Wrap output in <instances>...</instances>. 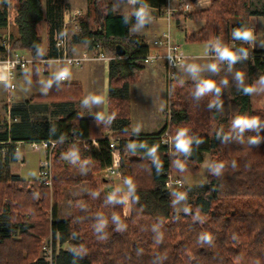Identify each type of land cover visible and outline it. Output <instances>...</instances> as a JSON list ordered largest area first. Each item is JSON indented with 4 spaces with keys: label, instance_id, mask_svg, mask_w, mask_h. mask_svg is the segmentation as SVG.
<instances>
[{
    "label": "trees",
    "instance_id": "1",
    "mask_svg": "<svg viewBox=\"0 0 264 264\" xmlns=\"http://www.w3.org/2000/svg\"><path fill=\"white\" fill-rule=\"evenodd\" d=\"M135 1L134 15L123 17L114 14L111 0H88V16L100 13L94 18L98 28L82 22L89 48L98 43L117 57L112 62L130 67L129 73L110 79L109 116L97 119L74 112L56 123L53 135L47 124L16 125L10 134L14 143H40L52 137L58 144L51 155L52 192L39 179L26 181L0 166V264H264V110H253L252 91H244L264 77V50L251 49L249 41L231 34L238 57L228 64L214 63L215 87L197 95L201 83L172 81L165 127L155 134L134 135L123 89L135 80L151 50L130 29L148 22L141 6L168 5V0ZM199 1L170 0L178 16ZM61 13L53 0H0V59L6 53L1 43L7 38L12 50L29 52L34 59L57 56L54 35L62 29ZM254 15L264 12L252 11L250 0H211L208 10L189 15L205 21V26L186 41L207 42L213 48L224 24L230 33L237 28L251 31ZM43 22L50 25L53 46L46 56L39 33ZM117 45L126 50L123 58H118ZM33 66L37 78L41 66ZM115 81L122 86L115 89ZM82 95L80 84H57L42 98L77 100ZM237 118L255 122L234 124ZM110 131H117L112 137L120 138L121 174L131 186L129 216L124 197L99 175L112 165L106 139ZM181 131L190 138L189 154L178 157L162 138L167 132L177 140ZM10 135H0V154L13 144L7 143ZM92 138L101 140L99 148H80V140ZM74 146L79 158L66 162L65 154ZM208 154L211 164L200 195L203 214L189 203L188 213L177 215L173 198L183 192L166 188L169 176L180 180L197 174ZM84 182L89 184L88 193L72 201L69 216L60 217L65 190ZM50 234L59 235L61 243L73 241L76 249L59 250L46 260L40 252Z\"/></svg>",
    "mask_w": 264,
    "mask_h": 264
},
{
    "label": "crops",
    "instance_id": "2",
    "mask_svg": "<svg viewBox=\"0 0 264 264\" xmlns=\"http://www.w3.org/2000/svg\"><path fill=\"white\" fill-rule=\"evenodd\" d=\"M53 1L55 2V0ZM250 1H251L252 11L259 13L264 12V0L256 1V9H253L254 8L253 0ZM76 2L81 5L82 10L84 9V7H86L87 12L89 11L88 0H76ZM210 2L211 0H201L195 4L189 5L190 11L188 13H183L182 16H178L177 15L178 12H176V14L174 15L175 17L174 16L172 17L173 19H177V22L183 20L186 25H189L191 27L190 29L185 30L184 41L186 43L173 42V40H171L173 44H177L178 46H180L181 52L186 57L182 68H180V70L176 74L175 81L193 82V83L202 84L203 82L209 80L210 78H213L215 75V70H213L210 67V65L214 64L215 62L223 61L221 59L216 60L210 57L213 48L209 43L203 42L209 45L208 47L209 49L207 53H201V52H196L197 51L196 47L193 46L199 43L186 41V38L188 36L198 33L205 26V21L191 19L189 15L197 14L202 11L208 10L210 8ZM124 3L125 4H123L122 7L121 6L117 7L118 10L116 9L115 6L113 7L114 14L116 16H123V17L134 15L135 5L137 4V1L133 0ZM172 6L174 7L175 10H177L173 5V3H171V7ZM119 8L123 10V14L119 12ZM64 9L65 8L61 9L62 28L68 23L70 30L71 29L73 30L72 24H70L69 22V17L72 13H74L77 10L68 12ZM140 11L143 16L147 17L148 22L145 26L132 27L130 29V34L132 36L141 38L145 42V44L149 46L151 53H156V52L163 53L165 51V47L156 46L154 45V42L163 41L164 40L163 35L165 33H169V31L168 32H166L165 30L162 31L161 29H159L158 25L155 26L154 28L153 24L158 22V20H160L162 17L163 18L166 17L168 20L171 19L167 16L166 8L159 9V8L141 6ZM82 12H83L82 14L85 15V12L84 11ZM78 19L80 21L82 32L81 33L78 32L77 34H74L72 36V53L74 55H79L82 52L89 49L88 43L84 38V28L82 25V22L84 21V16H80ZM250 21H251L250 30L252 33V39L248 42V44L251 47V49L264 50V16L254 15L251 17ZM85 22H87V20H85ZM41 25L44 28V32L43 33L39 32V33L43 40V48H44L43 53L46 56L52 54L53 52V46L50 38V25L47 22H43ZM231 33L228 32L230 40L229 43L227 44V46H229L230 48L234 47L236 44V42L232 38ZM224 34L225 33L221 30L220 35L214 37V41L218 40L220 44V41H222ZM170 39H171V35H170ZM76 45L82 47L79 54H76L73 51V46ZM221 45H223L222 42ZM22 52L24 53L25 56L31 57L29 52L26 51H22ZM91 63H97V62H91ZM66 65H67L66 63H52L47 68L46 72L45 73L40 72V75L37 78L34 76V69H33L34 66H29L26 69L18 70L15 74L14 79L10 82L4 81L5 79H3V77L5 76V73L2 69H0V135H4L5 133L10 135L13 132V129L16 125H26L33 127L34 125H40V124H47L49 127L50 135H53L55 132L54 129L56 127V123L60 120L65 119L68 115L74 112H80L84 117L97 118V119L107 118L109 116L108 97L111 90L110 79L112 76L118 77V74L120 73L121 74L129 73L130 72L129 65L122 61L106 62L103 63V65L99 66L101 68H97V70L100 71L101 69L102 72H104V79H105V95L104 98L102 99L103 101L102 106L99 105V108L96 106V104H94L95 97L93 98L92 95L88 96L86 92V84L91 83L94 79L93 77L94 73H96L97 75V73L99 72L94 71V69L92 68L90 70V73L93 76H90L88 78L87 73H84L83 75L71 74L63 67ZM67 67L70 66L67 65ZM70 68H74V67H70ZM62 73H65L67 75L66 81L61 80ZM135 76L136 77L134 81H131L128 85H125L124 89L122 88L124 90V93L126 91V98L130 102V116L134 113L136 106L134 97H132L130 93V89H131L130 87L136 86V88L138 87L141 88V83L143 80H145L146 82L145 84L147 86L152 85V88L162 93L163 97L165 95V102L162 107L161 115L159 118V124L161 127L160 131H161L166 125L164 111L168 107V103L166 99V88L168 84H167L165 65L163 62L148 64V65L143 64V67L136 72ZM258 82L260 83V85H258L259 84ZM2 84L6 85L5 89L3 88ZM12 84L15 86L14 89L10 88ZM57 84H80L83 88V95L80 99L77 100H57V99L47 100L42 98L48 95L51 86ZM252 89L253 91L250 94L251 106L253 110H256L254 107V103H255L254 99L258 98L257 96L260 95H262V98L264 99V77H261L257 82H255L253 84ZM118 91H120V89ZM149 116H151V114H149L148 117ZM108 134L117 135V131H110ZM132 134L151 135L144 133L142 134L132 133ZM48 141H57V140L50 137ZM174 141L178 145V141L175 139ZM9 142L11 143L13 142L11 135L9 136L7 143ZM28 144L29 142L17 141L15 143L13 142L12 145L9 144L8 146L4 147L8 149V151L0 154V166L1 168L4 169L3 172L8 171L12 175L23 179L21 174H23V168L25 165L24 161L26 156L25 153L23 154V156L20 153L22 152V149L24 147H28L30 150H32ZM19 145L20 148L16 150V147ZM73 148H75V146ZM38 151L43 152L45 154V157L42 161L41 160L39 161L40 163L36 173L37 175L36 179H39V173L42 169V164L47 158V151L45 149L41 148ZM186 152H187L186 155H188L189 154L188 148ZM20 161L21 164L17 168V166L15 165ZM205 163L206 160L203 164ZM122 179L123 181L122 182L119 181V183L117 182L116 187H114V189L116 190L117 193L121 194L124 197L126 203L125 213L126 215L129 216L131 211V201H130L131 186L129 183L126 182L124 178ZM182 180L184 181L183 178ZM110 184L112 185L111 182Z\"/></svg>",
    "mask_w": 264,
    "mask_h": 264
},
{
    "label": "rangeland",
    "instance_id": "3",
    "mask_svg": "<svg viewBox=\"0 0 264 264\" xmlns=\"http://www.w3.org/2000/svg\"><path fill=\"white\" fill-rule=\"evenodd\" d=\"M256 1L258 0H253V9H256ZM56 4L61 8H65L64 10L71 12L73 10H81L85 12L84 16V21L87 20L89 25L91 26V29L98 28L97 23L94 22V18H99L100 13L98 10L91 16H88L87 8L84 7L82 10L81 5L76 2V0H55ZM111 3L113 7L115 6L116 9L118 6H121L125 4L121 0H111ZM174 5V4H173ZM172 8H174L172 6ZM258 8V7H257ZM79 10V11H80ZM118 10V9H117ZM119 12L123 14V10L119 8ZM83 13V12H82ZM96 16V17H95ZM175 17V16H174ZM89 20V21H88ZM159 27L162 31H166L170 33L171 35V40L173 42H179V43H186L184 41L185 37V30L190 29L191 27L189 25H186L184 21L177 22V19L171 18L168 20L166 17L161 18L158 20V22L153 24V27L155 26ZM42 26V25H41ZM39 27V32L43 33L44 28ZM82 30V28H81ZM225 34L220 41L223 43V45H227L229 43V34H228V28L227 25L224 24L222 29H221ZM42 31V32H41ZM80 31L79 33H81ZM78 33V32H77ZM74 32L72 29L70 30V35L73 36L74 34H77ZM196 47V52H201V53H207L208 52V47L209 45L207 43H199L197 45H193ZM192 47V48H194ZM82 47L79 46H73V51L76 54H79L81 51ZM103 63L106 62H97V63H88L85 64L82 68H70L66 66H63L68 72L74 75H83L84 73H87L88 78L90 76H93L90 73V70L93 68L94 71H97L99 73H94V79L91 83L86 84V92L87 95L90 96L92 95L94 99V104L99 108V105L102 106V99L104 98L105 95V79H104V72L100 69L97 70V68H101L99 66L103 65ZM210 78L209 80H211ZM175 80L173 81L174 84ZM261 82V81H259ZM258 82V83H259ZM145 80L142 81L141 83V88L138 87H130V93L132 97H134L135 101V111L134 113L130 116V123H129V130L131 133H137V134H154L160 131L161 127L159 124V118L161 115L162 107L165 102V95L163 97L162 93L158 92L156 89L152 88V85L147 86L145 84ZM120 85L122 86L121 81H115L114 82V88L118 89L120 88ZM149 85V84H148ZM260 85V83L258 84ZM3 88L5 89L6 85L2 84ZM149 87V88H147ZM129 88V86H128ZM169 86L167 85L166 88V99L168 103V98H169ZM126 96V91L124 93ZM258 98H255L254 101V107L256 110H264V99L262 98V95L257 96ZM92 98V99H93ZM93 102V101H92ZM151 114V116L148 117V115ZM151 117V118H150ZM166 119V118H165ZM109 135H115V134H109ZM171 137V136H170ZM117 138V137H115ZM120 139V138H119ZM176 140V139H175ZM171 150L175 156L178 157H183L186 155V150L181 149L177 146V143L174 141V138L171 137ZM41 149V148H39ZM39 149H36L33 151L30 150L28 147H24L22 149V152L20 153L22 156L25 153V165L23 168V174H21L22 178L26 181H32L36 180L37 178V170L39 167V161L43 160L45 157V154L43 152L38 151ZM77 147L73 149H69L67 151L71 152V155L69 157L65 156L64 159L66 162H73L75 163L78 158V151ZM184 150V151H183ZM66 155V154H65ZM67 157V159H66ZM21 161L19 163H16L15 166L17 168L20 166ZM211 164V156L208 154L206 157V163L202 164L200 171L197 174H190L184 177V181L180 178L181 181H183V186L178 189L179 193L182 191L183 194L180 195H175L173 198V207H174V212L177 215H183L188 213V205L189 203H193L196 206L197 212L202 215L204 212V206L201 204V192L204 190V187L206 185V179L208 175V170L209 166ZM123 178V176H122ZM107 180V179H106ZM123 179L120 180L122 182ZM119 183V182H118ZM113 187H116V185H113ZM176 188V187H175ZM173 189L172 191H176V189ZM89 185L87 182L82 183L80 186H73L65 190L64 192V197L61 203H59L58 209H59V216L60 217H67L72 211V201L75 198L82 197L88 193ZM52 192V189H50ZM116 191V190H115ZM177 191V192H178ZM53 204H51L52 207ZM191 209V208H190ZM51 214V210H50ZM128 216V215H127ZM42 245H44L46 248H43V250L40 252V256L45 258L46 260L51 256L54 255V252H59V250H66V251H74L76 249L75 244L73 241H67L65 243H61L59 235L54 236L50 234L48 237L44 238L42 241ZM53 245V246H51ZM52 259L50 258L49 261Z\"/></svg>",
    "mask_w": 264,
    "mask_h": 264
},
{
    "label": "built area",
    "instance_id": "4",
    "mask_svg": "<svg viewBox=\"0 0 264 264\" xmlns=\"http://www.w3.org/2000/svg\"><path fill=\"white\" fill-rule=\"evenodd\" d=\"M190 11V6L188 5L183 12L188 13ZM166 13L169 18H172L176 14V10L171 7V2L168 0V5L166 7ZM82 16V12L77 10L72 13L69 17V22L72 24V28L74 32L81 31V25L79 21V17ZM164 40L161 42L155 41L154 45L156 46H164L165 51L163 53L156 52L150 53L143 58V64H155L159 62H163L166 68V76H167V84L170 87L172 81L176 79V74L182 68L185 62V55L181 52L180 46L177 44H173L170 39V34L165 33ZM218 40H215L212 54L210 57L212 59H221L223 62L228 64V58H221L217 47L219 46ZM1 46L5 48L6 53L3 60H0V69H2L5 73L3 79L4 81L10 82L14 79L15 74L20 69H26L29 66H33L39 64L41 66V73H45L47 68L52 63H66L70 67L81 68L87 63L91 62H112L117 59V57L109 56L106 50L98 43H95L91 48L82 52L79 55H74L72 53V36L70 35V28L67 23L59 32H56L54 35V48L57 52V56L49 57V58H41L34 59L33 57H27L24 55L22 51L12 50L10 47L9 38L4 40L1 43ZM121 58V57H118ZM67 75L65 73L61 74V80L66 81ZM11 89H14L15 86L12 84L10 86ZM109 141V146L107 150L110 151L112 155V165L102 170L99 175L100 177L107 179L112 185H116L122 179L121 174V151L119 149V138L115 137H107ZM81 147L83 150H89L91 147L99 148L101 140L92 138L80 140ZM163 144L169 145L171 144V137L166 132L162 138ZM58 144V141H43L40 143L30 142L28 145L31 149L36 150L38 148H43L47 151V158L42 164V169L39 173V180L41 183L50 189H52V166H51V155L52 150ZM20 148V145L16 147V150ZM6 151L3 149L2 153ZM71 155L70 151L66 152L67 157ZM66 157V159H67ZM183 186V182L181 180H177L172 176H169L168 181L166 182V188L172 191L175 187L180 188ZM175 188V189H176ZM53 246V245H51ZM46 248V247H44ZM53 255H51L47 260L52 259Z\"/></svg>",
    "mask_w": 264,
    "mask_h": 264
},
{
    "label": "clouds",
    "instance_id": "5",
    "mask_svg": "<svg viewBox=\"0 0 264 264\" xmlns=\"http://www.w3.org/2000/svg\"><path fill=\"white\" fill-rule=\"evenodd\" d=\"M233 36L237 37V38H241L243 40L246 41H250L252 39V33L251 31L247 30V29H242V28H237L234 29L231 33ZM217 51L219 52V55L221 58H228L231 61H235L238 57V53L235 52L232 48H230L227 45H219L217 47ZM210 67L215 70L216 69V64H212L210 65ZM242 73H238V76H242ZM226 83V81H225ZM215 87V82L212 80H207L205 82H203L198 90H197V95H202L205 92H207L208 90L212 89ZM218 91V89H217ZM245 92H251L253 91L252 88H245L244 89ZM255 121H249L247 119L244 118H237L233 123L234 124H240V125H248L250 123H254ZM177 141H178V147L181 149H185L187 150L188 145L190 143V138L187 136L185 131H181L179 136L177 137Z\"/></svg>",
    "mask_w": 264,
    "mask_h": 264
},
{
    "label": "water",
    "instance_id": "6",
    "mask_svg": "<svg viewBox=\"0 0 264 264\" xmlns=\"http://www.w3.org/2000/svg\"><path fill=\"white\" fill-rule=\"evenodd\" d=\"M116 53L119 57H124L126 55V50L121 45H117L116 46ZM178 193H179V191H178Z\"/></svg>",
    "mask_w": 264,
    "mask_h": 264
}]
</instances>
